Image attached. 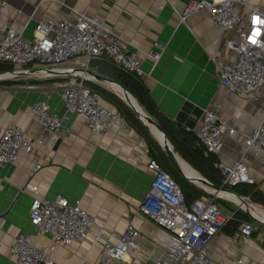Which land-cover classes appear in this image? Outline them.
Returning a JSON list of instances; mask_svg holds the SVG:
<instances>
[{
  "label": "crops",
  "instance_id": "obj_1",
  "mask_svg": "<svg viewBox=\"0 0 264 264\" xmlns=\"http://www.w3.org/2000/svg\"><path fill=\"white\" fill-rule=\"evenodd\" d=\"M5 1L0 0V39L4 27L14 28L23 32L25 38H31L38 20L53 15L69 16L73 10L100 19L129 42L130 51L138 53L145 72L138 76L154 104L176 128L198 135L203 108L220 104L223 117L236 131L227 136L219 154L212 153L217 156L216 164H230L243 154L244 134L251 133L261 121L264 86L254 93L239 94L219 82V65L236 58L226 45V40L233 38L236 31L223 32L207 11L195 12L181 21L179 13L190 0ZM251 1L264 6V0ZM150 50L161 52L155 66L147 56ZM60 67L76 68L78 75L38 77L32 74L0 79V82L16 78L23 81L18 85L0 83V134L7 127L18 126L27 136L42 141L32 149H22L17 162L0 167V264H12L11 244L19 232L32 233L34 242L48 250L52 239L37 233L29 220V208L34 196L53 198L57 194L71 202L80 199L98 223L82 241L57 246L52 253L55 264H100L105 244L115 243V235L129 224L141 233L137 246L142 253L131 251L112 264H155L166 255L164 243L168 235L140 211L154 171L148 166L151 153L139 131L124 119V123L93 132L84 117L69 114L59 133L53 134L30 112V106L50 91L52 112L63 115L61 85L74 77L83 78L89 88L97 86L117 95L130 106L111 83L91 75L90 72L108 77L85 56L71 59ZM51 77L66 79L51 80ZM104 102L121 114L125 111L123 104ZM148 129L157 139L149 126ZM246 162L255 183L228 189L241 195L248 205L252 202V206L264 210V205L251 197L254 191L264 197V151L251 149ZM38 164L41 168L34 170ZM27 181L38 189H20ZM220 186L230 185H223L222 179ZM217 198L225 203L220 205ZM213 200L228 217L243 212L247 217L240 214L241 222L255 223L247 239L238 236L239 228L234 231L233 225L226 224L210 243L213 264H236L242 255L247 264H264V223L252 219L226 196L217 194ZM95 235L100 239L96 240Z\"/></svg>",
  "mask_w": 264,
  "mask_h": 264
},
{
  "label": "built area",
  "instance_id": "obj_2",
  "mask_svg": "<svg viewBox=\"0 0 264 264\" xmlns=\"http://www.w3.org/2000/svg\"><path fill=\"white\" fill-rule=\"evenodd\" d=\"M199 11H207L223 32L236 31L233 38L226 40L227 47L236 58L231 63L219 65V82L239 94L259 91L264 86V6L251 0H190L179 13L180 20L185 21ZM128 45L129 42L120 33L107 27L100 19L73 10L69 16L53 15L38 20L31 38H25L23 32L14 28L4 27L0 39V62L12 63L19 68L32 64L36 68L60 71L64 69L60 66L71 59L85 56L91 60L107 55L126 70L143 75L141 58L137 52L130 51ZM160 55L159 51L147 52L153 66ZM39 74L52 76L48 72ZM44 96L30 106V112L53 134L59 133L69 114L84 117L93 132H102L125 122L118 111L105 104L98 92L85 85L83 78L74 77L62 83L63 115L52 112L49 103L51 92L47 91ZM260 112L259 125L251 133L244 134L243 154L230 164H216L222 174L223 185L255 183L246 156L251 149L264 151V105L260 107ZM235 131L223 117L220 104L203 108L198 136L208 153L219 154L227 136ZM41 142L27 136L18 126L5 128L0 134V167L17 162L22 149H32ZM148 166L154 171V177L141 202L140 211L168 235L164 243L166 255L156 260L155 264H213L210 243L230 217L223 214L213 198L208 196L187 205L173 177L153 158ZM39 168L40 164L34 170ZM28 187L38 189L29 181L20 189ZM251 207V211L257 209ZM29 209L30 223L37 233L49 235L52 244L44 250L34 242L32 233L19 232L11 244L12 264H55L52 253L57 246L82 241L98 223L82 206L80 199L71 202L62 194L53 198L34 196ZM253 229V222L244 221L237 234L247 239ZM140 235V231L129 224L115 235V243L105 244V255L100 264H112L131 251L141 254L137 246ZM95 239L99 240V235H95ZM236 264H247L245 256H240Z\"/></svg>",
  "mask_w": 264,
  "mask_h": 264
},
{
  "label": "trees",
  "instance_id": "obj_3",
  "mask_svg": "<svg viewBox=\"0 0 264 264\" xmlns=\"http://www.w3.org/2000/svg\"><path fill=\"white\" fill-rule=\"evenodd\" d=\"M91 63L98 67L101 74L110 77L129 92H131L137 99L142 109L149 114L163 129L166 135L169 137L172 146L179 157L187 161L193 168L199 171L205 178L211 181L213 184L222 185V175L216 166L217 156L206 151L205 146L202 144L197 134L186 131L182 128H176L172 121L160 111V109L154 104L149 96L148 91L143 85V81L136 73H132L122 66L113 62L107 55H102L97 58L91 59ZM26 65V66H31ZM16 67L12 63L0 62V72H7L14 70ZM49 79V78H48ZM51 80H64L65 77H51ZM0 83H7L11 85H18L23 83L20 78L8 79L1 81ZM90 89L98 92L103 101L107 100L117 103L119 106L123 104L125 111L123 110V118L130 123L139 134L146 140L147 146L151 153V157L155 159L161 167L167 171L173 179L180 186L187 205H190L194 200L203 196H211L202 186L189 181L170 161L164 148L159 144L155 136L150 132L148 126L139 117L137 112L123 102L117 95L108 92L107 90L100 89L97 86H91ZM115 107L118 109L117 105ZM122 112V111H121ZM238 185L228 186L226 188H235ZM252 200L264 205V197L258 191L252 193ZM239 214V215H238ZM247 217L245 213L238 212L231 218H229L227 225H233L234 231L237 230L241 222V215ZM238 218V219H237ZM226 226V225H225Z\"/></svg>",
  "mask_w": 264,
  "mask_h": 264
},
{
  "label": "water",
  "instance_id": "obj_4",
  "mask_svg": "<svg viewBox=\"0 0 264 264\" xmlns=\"http://www.w3.org/2000/svg\"><path fill=\"white\" fill-rule=\"evenodd\" d=\"M78 70L76 68L72 69H63L60 71H55L51 70L48 68H24V69H14L11 71L7 72H0V79H5V78H12V77H18V76H23V75H32V74H39L41 72H48L51 73L52 76H58V75H63V74H73V75H78ZM92 76L96 77L97 79L107 81L112 84V86L116 89V86L118 87V92L121 94V96L128 102L130 106L133 107V109L137 112L139 117L149 126L151 131L156 135L158 141L160 144L163 146L165 149V152L170 159V161L173 163V165L191 182L196 183L201 185L204 189H210L213 191V193H218L219 191H227L230 192L236 196L239 197V206L246 211L250 217L258 222L264 223V219L256 217L252 211L250 210L247 201L238 193L233 192L232 190H229L228 188L224 186H219L216 184H213L211 181H209L207 178H205L201 173H199L196 169H194L187 161L183 160L179 155L176 154L170 140L168 139L167 135L161 128V126L149 115L147 114L142 107L138 104L137 100L135 97L126 89L124 88L121 84L116 82L115 80L98 75L95 73L90 72ZM117 90V89H116ZM160 134V135H158ZM180 161H183L187 163L192 170L196 171L198 173V176H189L186 174L183 169L181 168Z\"/></svg>",
  "mask_w": 264,
  "mask_h": 264
},
{
  "label": "bare ground",
  "instance_id": "obj_5",
  "mask_svg": "<svg viewBox=\"0 0 264 264\" xmlns=\"http://www.w3.org/2000/svg\"><path fill=\"white\" fill-rule=\"evenodd\" d=\"M116 89L118 90L117 86H116ZM158 135H160V134H158ZM180 165H181V168L183 169V171L186 174H188L189 176H193V175L198 176V173L196 171L192 170L191 167L187 163H185L183 161H180ZM217 194L219 196H224V197L226 196L227 198H229V199H231V200H233V201H235L237 203L240 201L238 196H236V195H234V194H232L230 192H227V191H219ZM252 213L256 217L264 219V210H259V209L255 210L254 209V210H252Z\"/></svg>",
  "mask_w": 264,
  "mask_h": 264
},
{
  "label": "rangeland",
  "instance_id": "obj_6",
  "mask_svg": "<svg viewBox=\"0 0 264 264\" xmlns=\"http://www.w3.org/2000/svg\"><path fill=\"white\" fill-rule=\"evenodd\" d=\"M37 66L36 65H31V66H28L27 68H36ZM16 69V68H15ZM36 76H40V77H43V76H41V74H37ZM63 82V81H62ZM210 192V191H209ZM210 194H211V192H210ZM212 196H208V197H213V198H215L216 197V195H213V194H211ZM216 201L217 202H219L220 203V205H223L224 203H225V201L223 200V199H221V200H219L218 198L216 199ZM215 201V202H216ZM247 201V200H246ZM248 203V202H247ZM251 205H252V202H251ZM249 206V208H250V205H248ZM240 207V206H239ZM256 207V206H255ZM252 209H254L253 208V206L251 207ZM257 208V207H256ZM258 209V208H257ZM260 210V209H259ZM251 222H253V221H251ZM253 224H254V228H255V223L253 222ZM254 230V229H253Z\"/></svg>",
  "mask_w": 264,
  "mask_h": 264
}]
</instances>
